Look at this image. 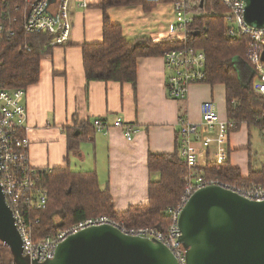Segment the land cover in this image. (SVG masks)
I'll return each instance as SVG.
<instances>
[{"label": "crops", "instance_id": "0c3cea01", "mask_svg": "<svg viewBox=\"0 0 264 264\" xmlns=\"http://www.w3.org/2000/svg\"><path fill=\"white\" fill-rule=\"evenodd\" d=\"M86 2V8H79L77 0L71 1L72 30L68 42L41 57L39 80L26 88L29 161L39 170L69 167L76 172H94L99 187L110 193L115 211L124 212L130 206L147 204L149 184L160 178L158 173L149 171L148 154L170 155L178 149L181 118L200 124L205 112L214 111L221 120H228L226 90L221 84H195L190 86L185 100L170 99L163 57L138 58L134 86L128 82H87L81 46L102 41L104 12L97 6L101 0ZM164 4L171 7L170 12ZM159 5L148 12L142 6L108 7L105 14L113 24L120 25L128 42L180 41L185 34L175 29L173 4ZM22 8L19 6L17 11L19 20ZM233 66L241 86L252 81L254 89L251 65L234 59ZM95 119H103L109 125L121 119L126 125L137 126L139 132L127 142L120 128L105 133L90 130L75 150L68 151L69 133ZM254 135L264 143L258 127L242 123L230 133L224 155V160L228 159L244 178L249 170L260 171L264 163ZM193 147L201 150L198 141ZM210 153H201L199 169L213 161Z\"/></svg>", "mask_w": 264, "mask_h": 264}, {"label": "trees", "instance_id": "16d2710c", "mask_svg": "<svg viewBox=\"0 0 264 264\" xmlns=\"http://www.w3.org/2000/svg\"><path fill=\"white\" fill-rule=\"evenodd\" d=\"M175 1L160 0L159 3L173 4ZM187 2L186 11L191 15V22L187 25L185 42L170 40L155 43L149 39L126 41L120 25L113 24L105 10L108 7L142 6L148 12L156 4L145 0H101L97 6L104 12L102 41L81 46L87 82H128L134 86L138 58L162 57L172 49L194 47L202 50L206 56V79L203 83L225 86L227 117L233 123L231 133L242 123L261 130L264 125V96L254 93L252 81L241 86L233 66L234 59L248 62L250 37L241 36L236 40L229 37L226 20L228 9L220 0ZM22 4L23 0H0V25L5 29V34H0V87L5 89L26 90L36 84L41 57L52 50L48 46L49 35L24 33L22 23L18 21L19 13L15 10ZM15 18L17 22L13 21ZM7 30H12L14 34L8 36ZM90 130L94 131L92 123L72 130L69 133L68 151L75 150L78 142L86 139ZM147 165L149 171L158 173L160 178L157 182H150L147 204L130 206L124 212L115 211L110 193L99 187L94 172H76L69 167H60L41 173L38 184L47 192V204L45 209L30 213L32 219L39 220L36 237L51 236L100 216L109 218L113 223H122L125 229L147 227L166 233L172 223L168 210L179 205L187 177L239 187L264 185V163L260 171L249 170L244 178L228 159L221 163L208 162L202 169H190L181 161L177 149L170 155L148 154ZM1 245L0 264H14V258L5 245L10 257L4 260Z\"/></svg>", "mask_w": 264, "mask_h": 264}, {"label": "built area", "instance_id": "2783aa9c", "mask_svg": "<svg viewBox=\"0 0 264 264\" xmlns=\"http://www.w3.org/2000/svg\"><path fill=\"white\" fill-rule=\"evenodd\" d=\"M72 0H23L22 28L25 34H45L50 36L49 47L64 46L71 34L70 5ZM147 3L158 4L160 0H145ZM228 9L226 20L229 25L228 35L232 40L241 36L251 39L248 63L253 73L252 80L256 95L264 96V26L251 27L244 20V3L241 0H220ZM187 0H176L173 3L174 23L177 30L186 34L187 25L191 22V15L187 10ZM86 0H77V7L86 8ZM19 10V7L15 9ZM16 21V18L13 20ZM0 34H5L3 25H0ZM6 34L12 36V30ZM182 39V40H181ZM180 41L185 42V37ZM27 50H29L27 48ZM166 73V91L170 99L183 101L187 97L190 86L202 84L206 79V56L202 50L186 46L172 49L163 56ZM26 90L5 89L0 87V185L18 232L22 245V255L32 264L44 263L53 258L58 245L67 237L92 226L112 225L123 233L139 236L144 239L161 242L176 258L178 264H185V249L180 242L178 219L183 207L197 190L208 186H220L240 196L256 202L264 201V185L231 186L217 181H206L202 178H186V188L179 205L169 209L172 223L166 233L152 228L125 229L121 223H113L109 218L100 216L88 219L74 226L59 231L54 235L36 237L39 220L31 218L30 213L43 210L47 204V192L38 184L39 175L50 170L33 168L29 161L27 109L25 104ZM94 131L105 133L111 128H120L124 131L127 142L133 140L139 132L135 125H126L121 119L112 124L103 119L92 122ZM233 126L228 120H221L214 111H207L202 115L200 124L190 123L181 118L178 125V154L181 161L190 169L199 168L198 158L203 152L213 158L212 162H224V155ZM264 135V125L261 127ZM194 141H198L201 150L197 151Z\"/></svg>", "mask_w": 264, "mask_h": 264}, {"label": "water", "instance_id": "95a60500", "mask_svg": "<svg viewBox=\"0 0 264 264\" xmlns=\"http://www.w3.org/2000/svg\"><path fill=\"white\" fill-rule=\"evenodd\" d=\"M55 0H49L53 3ZM244 20L264 26V0H241ZM264 62V52L262 59ZM185 264H264V201L248 200L220 186L193 193L178 219ZM0 242L14 264H31L0 185ZM32 264H178L161 242L131 236L112 225L88 227L67 237L53 258Z\"/></svg>", "mask_w": 264, "mask_h": 264}, {"label": "rangeland", "instance_id": "374dc122", "mask_svg": "<svg viewBox=\"0 0 264 264\" xmlns=\"http://www.w3.org/2000/svg\"><path fill=\"white\" fill-rule=\"evenodd\" d=\"M159 4H161V3H158L156 5L158 6ZM164 5H165V8H166L167 12H170L171 7L168 4H164ZM256 83H257V80L255 79L253 81V85H255ZM259 108L261 109V107H259ZM253 134H255V133H253ZM254 136H255V145H256L257 151L259 152V155L261 156V158H264V143H263V141L260 138L258 139L256 137V135H254ZM1 246H3V245H1ZM3 248H4V251L2 250L1 254H2L4 260H8V258L10 257V253L8 252L6 247L3 246Z\"/></svg>", "mask_w": 264, "mask_h": 264}]
</instances>
